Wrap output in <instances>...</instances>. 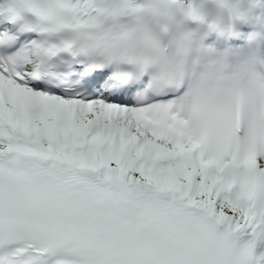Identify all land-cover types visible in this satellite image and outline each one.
Wrapping results in <instances>:
<instances>
[{"label": "snow or ice", "instance_id": "6c2138e0", "mask_svg": "<svg viewBox=\"0 0 264 264\" xmlns=\"http://www.w3.org/2000/svg\"><path fill=\"white\" fill-rule=\"evenodd\" d=\"M180 13L0 0V264H264V89L192 94Z\"/></svg>", "mask_w": 264, "mask_h": 264}, {"label": "clouds", "instance_id": "9594fccd", "mask_svg": "<svg viewBox=\"0 0 264 264\" xmlns=\"http://www.w3.org/2000/svg\"><path fill=\"white\" fill-rule=\"evenodd\" d=\"M183 7L193 10L194 15L180 13L173 22L172 37L180 43L173 49L174 61L192 74V94L225 85L257 98L256 94L264 89V52L252 49L237 65L229 50L215 54L207 43L209 30L222 33L239 23H261L250 0H192ZM184 90L189 91L187 83ZM254 133L264 135V121L257 122Z\"/></svg>", "mask_w": 264, "mask_h": 264}]
</instances>
